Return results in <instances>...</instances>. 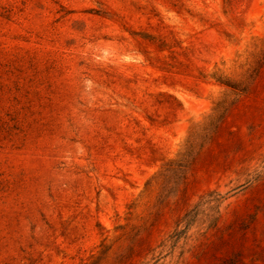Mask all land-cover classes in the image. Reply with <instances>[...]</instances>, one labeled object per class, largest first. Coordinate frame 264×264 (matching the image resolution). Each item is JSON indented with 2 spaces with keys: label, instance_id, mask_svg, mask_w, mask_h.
<instances>
[{
  "label": "rangeland",
  "instance_id": "374dc122",
  "mask_svg": "<svg viewBox=\"0 0 264 264\" xmlns=\"http://www.w3.org/2000/svg\"><path fill=\"white\" fill-rule=\"evenodd\" d=\"M0 264H264V0H0Z\"/></svg>",
  "mask_w": 264,
  "mask_h": 264
},
{
  "label": "trees",
  "instance_id": "16d2710c",
  "mask_svg": "<svg viewBox=\"0 0 264 264\" xmlns=\"http://www.w3.org/2000/svg\"><path fill=\"white\" fill-rule=\"evenodd\" d=\"M234 90H238V91H240V90L237 89V88H234ZM192 149H193V146L190 145V142L187 143V145H186V149H185V151H184V153H183V155H182V160H180V162H182V161L184 162L185 159L188 158V153H191Z\"/></svg>",
  "mask_w": 264,
  "mask_h": 264
}]
</instances>
